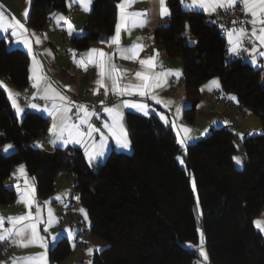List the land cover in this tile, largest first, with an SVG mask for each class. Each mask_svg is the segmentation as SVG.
<instances>
[{
    "label": "trees",
    "instance_id": "1",
    "mask_svg": "<svg viewBox=\"0 0 264 264\" xmlns=\"http://www.w3.org/2000/svg\"><path fill=\"white\" fill-rule=\"evenodd\" d=\"M119 1L94 0L85 33L72 39L73 46L83 50L111 36ZM67 2L32 0L28 24L43 29L53 12L67 11ZM169 7L171 18L155 30V37L169 56L184 61L186 94L192 102L187 121L195 122L201 87L215 77L262 121L263 131L244 141V167L235 165L238 145L230 128L213 129L185 151L174 129L157 117L128 113L132 153L112 152L93 171L79 148L49 151L36 146L49 119L37 112L19 119L0 87V205L16 200L6 179L18 165L25 164L35 177L39 198L55 191L60 171L70 170L78 178L74 191L89 213L90 232L108 244L94 255L93 264H195L198 249L186 243L198 245L200 230L211 264H264V235L254 223L264 206V70L241 59L229 61L226 38L206 23L205 14L185 9L183 0H169ZM29 60L24 50L9 48L7 39H0V78L27 87ZM6 144L16 150L5 154ZM71 253L70 241L63 238L50 249V261L59 264Z\"/></svg>",
    "mask_w": 264,
    "mask_h": 264
},
{
    "label": "crops",
    "instance_id": "2",
    "mask_svg": "<svg viewBox=\"0 0 264 264\" xmlns=\"http://www.w3.org/2000/svg\"><path fill=\"white\" fill-rule=\"evenodd\" d=\"M93 2L94 0H92V4L90 5L91 10L88 12L83 11L80 5L72 3V0H68L67 2V11L53 12L56 14H63L66 17V13L71 10L75 5H78L80 8L78 15L74 19L70 20L71 24L74 26L75 31L72 35H68V31L67 35H64L63 29L66 28L67 30V26L63 22L57 24L56 19L52 16L53 13L51 14L46 26L43 29H35L28 24L27 20L31 11L32 0H0V13L3 14L4 18L7 21L13 23L15 22V20H19L29 30L28 32H23V30L18 29V35L20 36L21 42H17L16 37H13L11 35V29H9L7 33L0 32V39L6 38L9 48H20L29 55L30 77L32 76V72L30 71V69L33 67L34 56L36 61H38L39 65H42V70L46 78L53 84V87L62 92V94L66 96L68 100L70 93H76L79 96H83L85 93V88L88 85L94 86L98 89H102L105 92V89L103 87H99L95 83L100 78V69L93 64H87V67L84 68L79 66L77 63V61L84 58L85 54L88 53L89 50L92 48L103 50L108 56L111 57V62L113 64H115L121 70H126L127 76L125 77V81L128 76H133L136 71H139L141 69L139 60H128L122 58L119 55L117 45L111 44L110 38L115 34V31L111 36L105 38L104 40L91 42L86 49L80 50L73 46L72 39L76 36H81L85 33V25L90 17L93 8ZM166 3L168 9L170 10L169 0H166ZM190 3L191 0H183V7L185 9L199 11L205 15L210 14L198 7H185L186 4ZM128 10L133 12H146V18L148 20V23L142 28H132L130 34L128 31L122 29L120 33V47H128L131 46L133 43H142L144 45V48L142 51L139 52V59H144L148 56H152L155 53H158V56L155 60V63L158 66L162 65L164 70H171L172 72L178 71L181 73V75L179 77L169 76L167 78V84L162 88L156 89V94L158 95V97L164 100V103L157 104L154 100L148 99L146 97L119 96L109 90L107 95L104 94L101 97V101H104V103L102 104L103 109L105 107H112L114 105L120 104L121 101L125 99L133 101H143L144 103L149 105L148 115H144L142 112L136 111L134 109H121L123 111V124L127 130L129 140V129L127 123L128 113H134L145 117H157L164 125L173 128L176 134L179 133L178 141L180 138L184 137L183 129L181 126H187L192 130L190 132V135L193 137V139L187 140L186 147L196 142L198 139L203 138V136H205L207 133H210L213 129L221 127L230 128L234 131L236 135L238 151H242L240 159L242 163H245L246 153L244 141L248 136L260 134L263 131V125L260 117L253 112H250L248 116H243L239 113L238 110L234 108L216 105L213 92L217 88H222V83L219 77H215L202 85L201 99L197 107L196 120L194 123L188 122L185 118V112L188 108L191 107L192 102L186 94L184 61L181 57L169 56L164 46L160 45L155 37V30L160 26L166 25L171 18V14L169 16L161 17L159 15L157 0H136V3H134L132 7ZM25 11H27V18H25L24 16ZM33 31L36 33L37 36L40 37L41 43L37 44L35 42L36 37L31 35V32ZM138 37L142 38V40H138ZM24 39L30 41L32 47L31 52H29L28 47H26L22 42ZM226 42L227 52L231 54L228 50V37H226ZM247 44H249V42L247 39H245L244 46L247 47ZM242 53L245 52H241V54ZM247 61L250 62L256 69L264 70V57H260L257 54V63L253 64L251 56L248 55ZM40 71L41 69L37 67V75L40 74ZM156 71H160V67H157ZM214 80H218V87H215L211 84V82ZM0 81H2L8 89L13 90V92L15 93L21 94L16 99L18 101L19 106L24 109L23 113L18 114L16 112V109L12 106L11 101L9 100L13 110L15 111L19 119H23L28 112H37L43 114L49 119L50 125L47 132L45 133L46 137L48 138V141L45 142L43 141L42 137H40L35 143L36 146L47 149L49 151H52L56 148H79L82 150L85 160L87 161V157L85 155V147L83 145L69 143L67 146H64L58 141L57 145L54 147L51 143H49V140L52 139L49 129L52 125L53 118L49 116L46 112L28 107V104L29 102H31L36 103L41 107H44L45 105H50L51 101L41 100L39 96L33 98V95L37 92V89L33 87L32 79H30L28 85L32 87L31 94L27 91L28 86L19 88L11 84L6 78H0ZM105 83H108L110 85V81L105 80ZM233 96L237 98L234 94ZM168 101H172L173 103L168 104ZM177 106H180L181 108L179 114H177L176 112ZM89 111H92L90 106ZM103 113L105 115L104 121L107 120L110 122L108 114L104 111ZM166 120L167 122H165ZM213 121H215V123H213ZM91 122L105 133L107 140L105 141L106 147L104 150V156L98 158V160L91 165L87 161L90 166L96 168L101 166L106 162L112 152L127 154L132 153L133 148L131 145L129 149H122L118 147L116 145L115 139L108 134L107 130L104 129L102 125L99 126L95 122L94 116L91 118ZM240 134H243V139L241 138ZM94 135L96 141L99 143V134L97 133ZM15 150L16 148L13 145L12 149L4 153L10 154ZM21 165H23L26 170V178L35 188V200L41 205L40 215L43 222L39 225L40 234L46 237L61 234L60 238L55 244H53L51 241L48 242V264H52L49 257L50 249L57 245L58 242L63 238H66L70 241L72 253L68 258H66L59 264H88L89 261H91V264H93L94 255L97 252H100L106 247H108V244L104 240L90 232L92 223L87 209L84 206H80L78 209L74 208V203L77 200L76 197H78V194L74 191L78 178L77 175L72 171H60L55 179V191L48 197L39 198L37 193V181L35 177L29 174L25 164L18 165L14 168L16 180L7 183L10 187H13L15 189L16 200L14 203L8 206L0 205V216H3L5 218L15 217L19 215H24L28 211L24 203H17L20 191L26 187V185L24 184L25 177L21 176L18 171L19 166ZM17 183L20 184V189H17L15 187ZM57 197H59V199H57ZM45 201H48L49 203L44 204ZM80 209H83L84 212L87 213V219H85L84 212H81ZM49 211H51L52 216V223L50 226L47 224ZM32 212L34 214L36 212L35 205L32 208ZM71 220H74V225L71 224ZM256 220H260L262 222L261 228H257L256 225L255 226L264 235V206L255 218V221ZM4 227H10V224L7 222V219H5ZM45 228L48 229L47 232H45ZM199 232L203 233V248L207 253V261H205L203 257L200 256L195 264H211L210 253L206 246L205 233L203 230H200ZM69 233H72L73 235L70 236ZM86 234H88L86 237L87 244L85 247H82L79 242L81 241L82 237ZM200 239L201 236L199 237L198 245H195L193 242H189L188 246L192 245V248L198 249V246L200 245ZM73 245L75 246L73 247ZM89 248L93 249L91 255H89L87 251ZM44 251L45 250L40 247L39 244H32L28 247H20L12 243V252L8 256H0V262H3V264H12V261L15 258L35 256ZM17 264H23V262L17 261Z\"/></svg>",
    "mask_w": 264,
    "mask_h": 264
},
{
    "label": "snow or ice",
    "instance_id": "3",
    "mask_svg": "<svg viewBox=\"0 0 264 264\" xmlns=\"http://www.w3.org/2000/svg\"><path fill=\"white\" fill-rule=\"evenodd\" d=\"M72 3L81 6L82 10L85 12L90 11V5L92 0H72ZM136 3V0H120L117 5V23L115 25V34L110 38L111 44L117 45L119 55L122 58L128 60H139L141 69L136 71L133 76H127L126 70L119 69L115 64L111 62V57L108 56L103 50L92 48L88 53L85 54L84 58L77 61L78 65L86 68L87 64H93L97 66L99 71V79L95 82L99 87L105 89V95L111 90L114 94L119 96H139L146 97L148 99L154 100L157 104L164 103V100L156 94V89L164 87L169 76L179 77L180 72H172L171 70H164L162 65L158 66L155 63L158 53L152 56H148L144 59H139V52L143 50L144 45L142 43H133L128 47H120V33L121 30L128 31L129 34L131 29L134 27H144L147 23V13L143 11H129L128 9ZM159 15L161 17L169 16L170 10L167 7L166 0H157ZM237 4L242 6V12L246 17L250 19L246 20L244 23L251 25V30L249 32L248 28L240 27L238 30H232L227 32L229 52L235 56H240L241 52L248 53L251 56L253 64L257 63V54L260 57H264V0H191L190 4H186L185 7H198L203 9L208 13H216L218 9L229 10L233 9ZM25 18H27V11L24 13ZM53 18L56 19L57 24L63 22L67 26L68 35H72L75 31L74 26L71 24L70 20L66 18L63 14H52ZM237 23V21H233ZM11 29V35L16 37L17 42L20 41V36L18 35V29L23 30V32H28L29 30L22 24L19 20L15 22L7 21L3 14L0 13V32L7 33ZM32 36L36 37V43H41V39L36 33L31 32ZM142 40V38H137ZM245 39L248 40L251 45L250 48L244 46ZM26 47H28L29 52L32 51L31 43L29 40L24 39L22 41ZM110 44V46H111ZM39 67L41 69L40 74L37 75L36 69ZM157 67H160V71H156ZM32 76L30 79L33 80V87L37 89V92L33 95V98L39 96L41 100L51 101L50 105H45L41 107L36 103L29 102L28 107L32 109H37L39 111L46 112L49 116L53 118L52 125L49 132L52 139L49 140L54 147L57 145L58 141L67 146L69 143L80 144L85 147V155L87 157L88 163L91 165L98 158L104 156V150L106 147L105 141L107 137L105 133L97 128L92 122L91 118L93 116H99L98 113L89 111V106L87 105H75L74 102L69 101L66 96L62 94L58 89L53 87V84L46 78L43 73L42 65H39L33 56V67L30 69ZM105 80L110 81V85L105 83ZM211 84L215 87L219 86L218 80H214ZM43 85V86H42ZM0 87H3L8 94V99L11 101L12 106L16 109L18 114L23 113L24 109L18 104L17 97L20 93H15L13 90L8 89L6 85L0 81ZM98 88L96 92L98 93ZM95 94V93H94ZM232 99H235L232 97ZM104 101H101L103 104ZM173 103L168 101V104ZM77 108L75 114L76 118L73 119L71 115L72 107ZM167 106V105H166ZM129 108L136 111L142 112L144 115H148L149 105L143 101H133V100H122L120 104L114 105L112 107H105L103 111L108 114L110 118L109 121H103L102 127L107 130L108 134L115 139L116 145L122 149H129L131 142L128 139L127 130L123 124V111L121 109ZM181 111L180 106H177L176 112L179 114ZM163 118V117H162ZM167 122V120L165 121ZM215 123V121H213ZM183 129L184 137L179 139V144L186 151L187 140L193 139L190 135L192 131L187 126H181ZM99 134L100 141H96L94 134ZM179 136V133H177ZM243 139V134H240ZM251 135V133H250ZM13 148V145L6 144L3 146V151L8 152ZM177 159H180L177 157ZM237 164H241L242 161L239 157H233ZM181 163L183 161L181 160ZM21 176L25 177L24 184L26 187L22 189L19 193V199L17 203H24L28 209L27 213L24 215H19L15 217H3L0 216V241L6 239L10 240L11 243L20 246L28 247L32 244H39L45 251L37 254L35 256L28 257H18L12 261V264H17V261L23 262V264H48L47 260V249L48 242L51 241L55 244L60 238L61 234L46 237L42 236L39 231V225L42 223L41 219V205L35 200V188L26 178V170L23 165L19 166L18 169ZM15 175V174H14ZM17 189H20V184L15 185ZM59 199V197H57ZM78 200L79 197H76ZM45 201L44 204H48ZM35 205L36 212H32V208ZM84 212L83 209H80ZM85 219H87V213L84 212ZM5 219L10 224V227L5 228ZM52 223L51 211H49V217L47 224L50 226ZM255 225L257 228H261L262 222L256 220ZM48 229L45 228V232ZM72 236V233H69ZM200 245L198 246V251L200 256L207 261V253L203 248V233H200ZM75 245H73L74 247ZM189 247H193L189 245ZM88 254L91 255L93 249L89 248ZM3 264V262H0ZM91 264V261L88 262Z\"/></svg>",
    "mask_w": 264,
    "mask_h": 264
},
{
    "label": "built area",
    "instance_id": "4",
    "mask_svg": "<svg viewBox=\"0 0 264 264\" xmlns=\"http://www.w3.org/2000/svg\"><path fill=\"white\" fill-rule=\"evenodd\" d=\"M79 6L75 5L71 10H69L66 13V18L69 20L74 19L79 12ZM242 6L237 5L233 9L229 10H223L218 9L216 13H211L209 15H206L205 21L209 25H215L217 28H219L222 36L224 38L227 37V32L232 30H238L240 27H246L248 28L249 32L251 30V25L244 23L246 20L250 19V17H246L244 13L242 12ZM233 21H237V23H233ZM63 34L67 35L66 28L63 29ZM247 47L250 48L251 45L247 44ZM227 59L229 61H236V60H244L247 61L248 54L242 53L240 56L231 55L227 52ZM97 88L94 86L88 85L85 88V93L83 96H79L76 93H70L69 94V101H72L75 103V105H89L93 110H95L96 113L99 114V116H94L95 122L101 126L102 122L105 120V115L103 113V106L101 104V97L105 94L104 90L99 89L98 93L96 92ZM28 93H32V87H27ZM95 93V94H94ZM215 104L218 106H226L230 108H234L239 111L240 114L243 116H248L250 111L249 109L241 103L237 98L233 96L232 93L226 92L223 88H217L213 92ZM234 97L235 99H232ZM77 112V108L75 106L72 107V112L70 115L73 117V119L76 118L75 114ZM43 141L47 142L48 138L46 135L41 136ZM93 171H97L96 167H93ZM16 180V177L14 175V169L11 173V175L6 179V182H13ZM80 207L79 199L75 201L74 208L78 209ZM71 224L74 225V220H71ZM88 234L84 235L79 242L82 247L86 246V237ZM12 252V243L10 240L6 239L4 241H0V256H8Z\"/></svg>",
    "mask_w": 264,
    "mask_h": 264
},
{
    "label": "rangeland",
    "instance_id": "5",
    "mask_svg": "<svg viewBox=\"0 0 264 264\" xmlns=\"http://www.w3.org/2000/svg\"><path fill=\"white\" fill-rule=\"evenodd\" d=\"M209 134H210V133H207V134H206L205 136H203V137H206V136H208ZM241 153H242V151L239 150V151L237 152V154H236V157H239V158H240ZM180 160H182V156H180ZM244 165H245V163H241V164H237V163H236V166H237V168H239V169H242V168L244 167ZM192 184H193V188H194V192H195V197H196V202H197V210H198V214H199L200 217H202V216H203V209H202V205H201V202H200L199 192H198V189H197V186H196V182H195L194 177H193V179H192ZM188 243H189V242L186 243L187 246H188Z\"/></svg>",
    "mask_w": 264,
    "mask_h": 264
}]
</instances>
